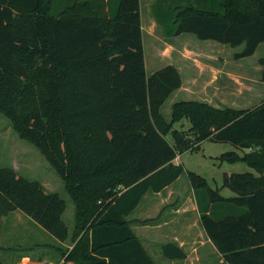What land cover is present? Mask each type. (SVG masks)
<instances>
[{
    "label": "trees",
    "instance_id": "obj_1",
    "mask_svg": "<svg viewBox=\"0 0 264 264\" xmlns=\"http://www.w3.org/2000/svg\"><path fill=\"white\" fill-rule=\"evenodd\" d=\"M69 1L54 13L56 0H0V111L64 179L73 228L66 198L13 166H0V215L20 210L58 240L70 239L58 264H158L128 215L148 191L186 173L208 195L201 222L225 261L264 264V100L237 108L181 99L168 118L162 107L182 75L174 63L147 74L140 0H118L111 11L108 0ZM152 14L166 37L187 32L244 44L236 57L264 42V0H155ZM259 61L264 81V55ZM184 119L189 128L173 130ZM206 138L248 149L220 158L257 172L225 173L213 188L174 162L178 146L195 149ZM226 186L235 195L221 194ZM161 249L170 259L187 257L173 241Z\"/></svg>",
    "mask_w": 264,
    "mask_h": 264
},
{
    "label": "rangeland",
    "instance_id": "obj_2",
    "mask_svg": "<svg viewBox=\"0 0 264 264\" xmlns=\"http://www.w3.org/2000/svg\"><path fill=\"white\" fill-rule=\"evenodd\" d=\"M117 1L112 0L111 4L117 3ZM69 3V0H56L53 12H59ZM144 36L147 74H151L168 63H177L183 69L185 86L193 87L194 85L195 87L193 92H183V96L194 97L200 101H205L202 99L207 98L206 102L209 100L215 106L229 105L237 108L252 106L264 100V81L261 80L262 65L259 61L260 57L264 55V42L258 46L254 54L236 57L235 53L242 50L244 44L232 46L213 39H199L195 34L187 32L166 37L162 34L158 23H145ZM216 53L220 55V58H215V62H212L213 58H210L212 56L210 54ZM213 64H217L224 72L219 75V80L211 83L214 85L210 87L206 83L215 79L211 68ZM213 87L218 88L214 89ZM179 99L173 94L164 103L162 110L168 118L171 117L172 104ZM189 126L190 122L184 119L176 122L173 130L188 129ZM173 130L167 135L171 141L175 140ZM189 135L190 139H193L191 132ZM229 150H236L241 155L248 151V149L238 148L229 141L206 138L195 149L178 146L179 162L186 169L203 175L213 188L222 187L225 173L247 170L257 172L244 160H222L220 155ZM0 166H13L26 177L40 180L46 189L62 194L67 200L64 218L69 224L72 223L75 203L67 190L64 179L40 149L31 141L23 138L14 128L10 118L1 111ZM184 177H186L185 174ZM187 177L189 176L187 175ZM220 192L225 196L235 195V192L227 186L221 188ZM9 213L8 216L0 215V258L6 264H44L41 260L48 255L49 262L52 259V262L57 264L58 257H62L61 251L57 248L60 246L58 240H54L56 238L49 231L34 222L24 212L15 210ZM138 213L136 215H141L140 223L152 224L154 222V217L141 219L147 213L141 211ZM146 230L149 232L148 228ZM146 230L144 228L145 233ZM147 246L159 264H191L190 260H186V262L163 260L157 243L148 242ZM67 247V245L62 246L64 249ZM52 249H54V255L51 254Z\"/></svg>",
    "mask_w": 264,
    "mask_h": 264
},
{
    "label": "crops",
    "instance_id": "obj_3",
    "mask_svg": "<svg viewBox=\"0 0 264 264\" xmlns=\"http://www.w3.org/2000/svg\"><path fill=\"white\" fill-rule=\"evenodd\" d=\"M154 1L155 0H140L143 40L145 37V23H157L155 17L152 15V5ZM111 3L112 0H108L107 10L109 11L112 9L114 10L117 5L116 2L113 4ZM210 55H212L210 58H213L212 62H215L216 59L220 58L218 53ZM174 64L179 68L183 81L182 85L174 90L170 96L174 94V96L180 98L179 100L196 99L194 97L183 96V92H193L195 87L194 85L193 87H189V85L185 86V79L182 72L183 69L177 63ZM221 64L223 65V63ZM211 68L213 69V77L215 79H212L210 83H206L207 86L210 87L214 85L211 83H215V80H219V75L224 72V70H222L217 64H213V67ZM213 88L217 89L218 87ZM254 95L257 96L256 93H254ZM202 100L207 101V98ZM208 102L212 103L209 100ZM212 104L215 105L214 103ZM179 161L178 155L174 162L179 163ZM184 174L186 177H184ZM184 174L160 191H148L137 207L128 215V218L131 220L133 229L141 238L143 244L154 258L155 256L147 246L148 242L153 244L157 243L159 247V253L163 260L183 262L190 260L191 264H224L226 261L223 255L218 251L201 222L202 211L204 210L206 212H210L208 195L203 191L197 193L189 177H187L186 173ZM140 211L147 213L145 214L146 216L142 217L141 219L154 217V222L152 224L146 222L140 223L139 218L141 215H136ZM6 216L8 215L6 214ZM72 228L73 220L72 223H70V229L72 230ZM144 228L145 230L148 228L149 232L146 230L147 234L144 232ZM54 240L58 239L56 238ZM169 241H173L182 247L187 252V257L184 259H170L165 257L162 253L161 247L162 244ZM58 245L61 247L65 245L72 247V242L70 239H67L66 241L58 240ZM59 247H57L58 250H60ZM53 250L54 249H52L51 254L54 253ZM62 260L63 258L61 256L58 257L56 260L58 261L57 264ZM155 260L158 262L156 258ZM41 261H43L44 264H55L52 262V259L51 262H49L50 258L48 255L44 256Z\"/></svg>",
    "mask_w": 264,
    "mask_h": 264
},
{
    "label": "water",
    "instance_id": "obj_4",
    "mask_svg": "<svg viewBox=\"0 0 264 264\" xmlns=\"http://www.w3.org/2000/svg\"><path fill=\"white\" fill-rule=\"evenodd\" d=\"M110 42H112V40H110V39H105V40L103 41V44H107V43H110ZM263 177H264V175H263Z\"/></svg>",
    "mask_w": 264,
    "mask_h": 264
}]
</instances>
